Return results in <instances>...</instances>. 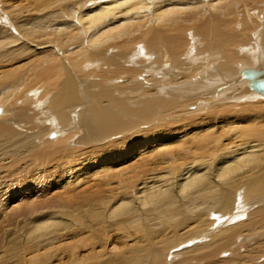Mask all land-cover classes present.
<instances>
[{"label":"bare ground","instance_id":"bare-ground-1","mask_svg":"<svg viewBox=\"0 0 264 264\" xmlns=\"http://www.w3.org/2000/svg\"><path fill=\"white\" fill-rule=\"evenodd\" d=\"M21 1L0 0V264H211L264 230L224 226L241 183L264 202V0Z\"/></svg>","mask_w":264,"mask_h":264},{"label":"rangeland","instance_id":"rangeland-1","mask_svg":"<svg viewBox=\"0 0 264 264\" xmlns=\"http://www.w3.org/2000/svg\"><path fill=\"white\" fill-rule=\"evenodd\" d=\"M17 4L29 5L31 3L23 0L20 3H17ZM145 71H144L145 73H143L140 77L136 78L137 81L139 82V84L141 85V88H144L147 85H150V84L153 83L152 76H151L152 74L150 75V72L148 74V71L147 70H145ZM147 77L149 79H151V80H149ZM259 92H261V91H259ZM263 98H264V94H263ZM42 101L43 102H41V104L43 105L42 107H44V108L41 107V104H40V108H38L36 106V108H37L36 111H38V113L34 117L33 121L35 123H41L40 119L41 120L45 119V122L47 123V126L50 127L51 133L54 132V134H56L57 133L56 125H55V123H53L50 120V116H53V115L49 116V114H47V113H49V112H47L48 111V109H47V98L46 97L43 98ZM204 101H206V100H204ZM41 108H42V110H40ZM192 108L193 107H190V108H188V110H191ZM44 110H46V111H44ZM74 112H75L74 114L78 113L77 111H74ZM139 130H140V127L137 126L136 130H133L131 132V134H129V135H133V134H135L136 131H139ZM54 134H53V136H54ZM51 136H52V134L50 135V137ZM127 136H128L127 132H122L120 134H117L113 138H108L107 140L109 141V140H116L117 139V141H120L119 139H124ZM100 143H97V144L103 145V143H101V144ZM110 150H111L110 152L116 153L115 151H112V149H110ZM248 175L249 174H246V176H248ZM61 179H63V178H61ZM244 187H245V185L243 183H241V186L236 191V201H237V204H238V206L240 207V210H241L240 211L239 208H238V210H236L237 212L236 211L234 212V215H237L238 212L240 211L237 221L234 220L232 222H227V223L224 224V226H230V225H232L235 222L241 223L242 221L249 219L251 216H253L255 213H257L260 209H264V202L255 203V204H247L248 202H247L246 198L243 199ZM214 213L216 214V216L215 217H211V218L214 219L213 220L214 222L227 218L226 217L227 214H225V215L224 214H218V212L216 210L214 211ZM232 214L233 213H231V215ZM222 223H224V221ZM210 229H213V228H210ZM216 229H217V227H216ZM214 232H215V230L210 232V233H208V234H206V235L209 236V234H213ZM239 238L242 239V242L239 241L237 245L234 244V246H232V250L235 249L234 247H238V250H236L235 252L228 251V250L226 252H221L219 254V256H218V259H217V256H215L214 261L211 264H264V230H262L261 228L260 229H256V230H254L253 232H251L248 235L241 234V236H239ZM196 241H198V240H196ZM188 246H189V244H188ZM182 254L181 253L175 254V258L181 259L182 258ZM234 255L236 256V258H235ZM230 258H232L233 260L228 262V260ZM200 264H204V261H200Z\"/></svg>","mask_w":264,"mask_h":264},{"label":"water","instance_id":"water-1","mask_svg":"<svg viewBox=\"0 0 264 264\" xmlns=\"http://www.w3.org/2000/svg\"><path fill=\"white\" fill-rule=\"evenodd\" d=\"M259 88L264 90V74H262V78L259 80Z\"/></svg>","mask_w":264,"mask_h":264}]
</instances>
